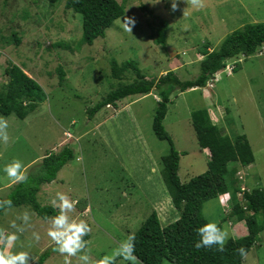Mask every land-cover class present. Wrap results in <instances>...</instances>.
Here are the masks:
<instances>
[{"label": "rangeland", "instance_id": "obj_1", "mask_svg": "<svg viewBox=\"0 0 264 264\" xmlns=\"http://www.w3.org/2000/svg\"><path fill=\"white\" fill-rule=\"evenodd\" d=\"M118 2L125 7L124 15L136 20L132 33L124 30L119 17L104 37L88 45L82 38L81 14L66 9L64 0H0V84L8 79L5 68L17 64L45 94L24 119L13 113L0 114L9 124V141H0V199L14 186L3 171L7 163L20 160L28 174L45 155L70 146L75 158L62 167L54 182L42 184L36 197L40 204L51 205L55 193L63 192L77 201L72 215L90 225L86 240L97 264L102 255L135 232L151 211H167L165 224L159 218L164 225L178 215L161 176V158L169 144L159 140L151 128L158 100L155 90L128 96L117 107L105 106L88 117L87 108L134 78L130 70L123 80L113 79L110 60H135L146 78L157 79L174 70L181 80L190 79L199 73L203 48L217 49L231 31L264 21V0H203L199 9L178 0L176 11L171 10V0ZM158 19L168 23L166 47L149 36ZM58 65L65 71L61 85ZM223 69L212 77L217 78L214 82L176 90L170 96L163 125L179 152L178 176L187 182L207 169L209 153L199 148L190 117L192 111L205 108L222 134L231 139L244 134L251 146L254 161L238 165L235 186L264 190V44L251 56L229 58ZM116 110L117 116L103 124ZM24 210L30 212L33 228L21 235L16 250L29 251L36 261L48 248L51 255L43 264H65V257L50 246L48 220L27 206L3 211L0 227L8 228L9 221ZM202 214L207 222L225 228L230 238L247 232L244 223L226 217L217 199L204 202ZM257 219L262 221L260 215ZM33 231L39 241L32 237ZM71 264H78L77 259L71 258ZM117 264L128 262L118 259ZM161 264L176 263L163 260ZM242 264H264V230Z\"/></svg>", "mask_w": 264, "mask_h": 264}, {"label": "trees", "instance_id": "obj_2", "mask_svg": "<svg viewBox=\"0 0 264 264\" xmlns=\"http://www.w3.org/2000/svg\"><path fill=\"white\" fill-rule=\"evenodd\" d=\"M64 7L81 14L82 38L88 45L96 38L104 37L106 29L125 13L124 5L118 0H64ZM153 23L149 36L156 44L166 47L167 21L158 19ZM16 40L19 43V39ZM262 44L264 21L245 23L228 33L217 49L207 46L203 48V57L198 62L199 73L185 80H181L174 70L166 71L157 79L146 78L137 61L128 59L118 63L115 59L110 60V76L113 79L123 80L125 73L130 70L134 73V78L109 91L87 108L89 119L105 106L117 107V102L121 99L131 95H145L155 90L158 100L151 128L159 140H166L169 144L168 153L161 158V176L178 215L173 222L162 226L153 210L137 228L134 232V254L139 264H161L163 260L176 264H242L244 256L258 241L259 234L264 230V190L254 187L238 196L240 188L235 186L233 179L238 165L246 166L254 161L246 136L238 134L231 139L210 121L205 108L192 111L191 124L199 148L208 150L209 161L203 173L187 182H181L178 176L179 152L175 149L163 120L174 91L183 92L205 86L216 72L223 70L229 58L251 56ZM236 69L234 65L232 70ZM5 73L8 79L0 84V114L9 116L13 113L19 119H24L44 100L45 94L39 83L17 64L8 65ZM56 74L58 84L61 85L65 79V71L61 65L56 67ZM74 158L75 153L70 146H63L58 152L45 155L40 164L27 174L29 182L15 184L4 199H11L13 207L27 206L38 217L48 220V217L56 214V210L49 204H40L37 192L42 184L54 182L62 167ZM225 193H229L231 206L226 217L243 222L247 232L240 237H231L223 252L217 251L215 247L197 250L194 247L198 240L196 229L207 222L202 214L203 204L210 199H218ZM2 212L0 210V214ZM257 215L262 217L261 222H258ZM241 247L245 249L244 255L237 251ZM50 255L46 248L38 255L34 264H43Z\"/></svg>", "mask_w": 264, "mask_h": 264}, {"label": "clouds", "instance_id": "obj_3", "mask_svg": "<svg viewBox=\"0 0 264 264\" xmlns=\"http://www.w3.org/2000/svg\"><path fill=\"white\" fill-rule=\"evenodd\" d=\"M159 3L160 0H153ZM187 5L199 9L203 7V0H186ZM178 0H171V10L176 11ZM185 9L183 10V15ZM120 22L125 31L132 33L136 20L134 17L124 15L120 17ZM211 79V78H210ZM208 82V81H207ZM8 121L0 117V141L7 143L9 141ZM13 185L27 184L29 178L23 163L18 160H12L7 163L3 169ZM219 202V199H217ZM77 201L72 200L63 192H56L51 200V207L56 210V214L48 217L49 227L47 236L53 247V251L65 257V264H71V258H76L78 264H97L91 256L88 237L91 233L90 225L83 219L73 218ZM220 204V203H219ZM13 207L11 199H0V210L7 212ZM223 208V206H221ZM227 215L230 213L225 212ZM228 224H232L228 221ZM33 228L31 214L24 210L14 219L9 221L8 228L0 227V264H31L35 258L29 251L16 250L17 242L21 235ZM198 240L194 247L216 248L217 251L223 252L230 239V233L217 222H206L196 229ZM32 237L39 241L40 236L37 232H32ZM135 233L129 234L124 240L120 241L109 253L99 258V264H117L118 259L128 262V264H139L135 256ZM241 255L245 254L243 247L237 249Z\"/></svg>", "mask_w": 264, "mask_h": 264}, {"label": "built area", "instance_id": "obj_4", "mask_svg": "<svg viewBox=\"0 0 264 264\" xmlns=\"http://www.w3.org/2000/svg\"><path fill=\"white\" fill-rule=\"evenodd\" d=\"M232 69H233V67H232ZM211 79L213 80V78H211ZM211 79H209V80H211ZM215 80H213L212 82H214ZM212 82H209V83H212ZM208 85L211 87L213 84H208ZM237 178L238 179H242L243 177L241 178V176L238 175ZM239 188H240V191L238 192V196H241L243 191L246 190V188L244 186H240ZM218 199H219V203L223 206L224 211L225 212H229L230 211V207H229L230 196H229V193H225V194L221 195Z\"/></svg>", "mask_w": 264, "mask_h": 264}, {"label": "crops", "instance_id": "obj_5", "mask_svg": "<svg viewBox=\"0 0 264 264\" xmlns=\"http://www.w3.org/2000/svg\"><path fill=\"white\" fill-rule=\"evenodd\" d=\"M224 70V69H223ZM25 71V70H24ZM221 72V71H220ZM26 74H27V72H25ZM28 75V74H27ZM117 112H118V110H116V112L114 113V114H112V115H110L109 116V119L108 120H106V122H104L103 124H105V123H107V122H109V121H111V120H113L114 119V117H116L117 116ZM203 151H206V149H203ZM219 203V202H218ZM220 205V207L222 206L221 204H219ZM160 210H161V212H160ZM160 210H155L156 211V213H157V215H158V217L160 218H162V219H165V222H164V224L167 222V211L165 210V209H160ZM160 223H161V225L162 226H164V224H163V222H161V220H160ZM238 223H241V222H238ZM243 223V222H242ZM241 236H243V235H241ZM240 237V236H239ZM235 238V237H234Z\"/></svg>", "mask_w": 264, "mask_h": 264}]
</instances>
